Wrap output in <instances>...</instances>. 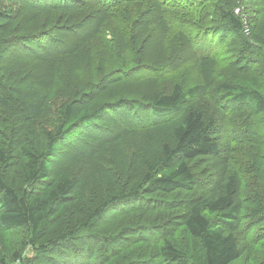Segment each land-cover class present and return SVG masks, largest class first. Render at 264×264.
Wrapping results in <instances>:
<instances>
[{"label": "trees", "instance_id": "16d2710c", "mask_svg": "<svg viewBox=\"0 0 264 264\" xmlns=\"http://www.w3.org/2000/svg\"><path fill=\"white\" fill-rule=\"evenodd\" d=\"M0 264H264V0H0Z\"/></svg>", "mask_w": 264, "mask_h": 264}, {"label": "water", "instance_id": "95a60500", "mask_svg": "<svg viewBox=\"0 0 264 264\" xmlns=\"http://www.w3.org/2000/svg\"><path fill=\"white\" fill-rule=\"evenodd\" d=\"M249 25H247V27H248ZM247 33H248V35H250V31H247Z\"/></svg>", "mask_w": 264, "mask_h": 264}]
</instances>
